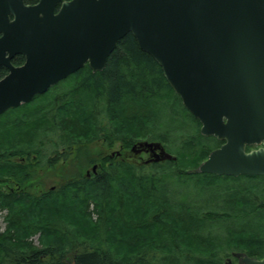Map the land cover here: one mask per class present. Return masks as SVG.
Listing matches in <instances>:
<instances>
[{"label":"trees","instance_id":"trees-1","mask_svg":"<svg viewBox=\"0 0 264 264\" xmlns=\"http://www.w3.org/2000/svg\"><path fill=\"white\" fill-rule=\"evenodd\" d=\"M23 61L19 55L11 63ZM6 73L0 67V79ZM8 113L14 116H0V156L24 161H0V179L18 187L31 183L33 166L62 163L70 170L75 162L95 163L86 150L97 141L123 150L159 142L175 160L105 158L89 176L68 170L66 177L63 167V183L39 197L1 195L0 264H225L236 252L263 256L264 176L187 174L222 142L199 133V122L130 33L101 71L84 65ZM177 175L195 176L191 185L202 188L206 202L175 198ZM36 233L43 240L39 248L31 242Z\"/></svg>","mask_w":264,"mask_h":264},{"label":"water","instance_id":"water-1","mask_svg":"<svg viewBox=\"0 0 264 264\" xmlns=\"http://www.w3.org/2000/svg\"><path fill=\"white\" fill-rule=\"evenodd\" d=\"M128 33L199 133L222 142L187 174L264 176V0H0V115L84 65L101 71ZM17 55L24 61L14 66ZM135 149L150 153L145 164L175 159L159 143ZM233 257L264 264V254Z\"/></svg>","mask_w":264,"mask_h":264},{"label":"rangeland","instance_id":"rangeland-1","mask_svg":"<svg viewBox=\"0 0 264 264\" xmlns=\"http://www.w3.org/2000/svg\"><path fill=\"white\" fill-rule=\"evenodd\" d=\"M12 116H14V113H7L5 114L4 119L8 117H12ZM96 150L98 152H96ZM129 150L130 148L127 150H123L119 144H114L111 149H106V148L101 147V143L97 141L96 146H89L86 150L91 155H93L95 163L91 165H87L85 164V161H83L84 162L83 164L79 163V165H77V162H75L74 166L72 165L73 167H71L70 170H69V164L62 165V163H59L56 165H49V166H40L39 168L33 166V168L30 170V173L33 175L31 183L22 182L20 184V187H18V189L14 191V194L21 193V194H28V196L32 198L39 197L40 195L50 190H56V188L63 183L64 177L65 176L69 177L67 176L69 175L68 170L70 171V173L73 172L75 173V175H78V176H84V175L89 176V174L91 173L90 168H92V166H96V169H97L102 164V162L105 161L104 160L105 158L106 159L107 158L116 159L117 157L114 155V153L116 154L117 152L118 153L119 152L129 153ZM168 152L171 153L170 150H168ZM83 153H85V150L83 151ZM142 158L146 159L145 156H142ZM16 161L23 163V161H21V159L19 158H17ZM131 162L136 163L134 160L133 161L131 160ZM63 167H65L67 170V173L65 176H63L62 174ZM1 174L2 173H0V176ZM5 176L6 175H4V178ZM176 181L180 185L175 186V188L173 189V195L175 196V198L180 197L182 201H190L193 204L195 203L196 205H202L204 202H206L207 195L205 192L201 191L202 188L191 185L193 182L197 181L195 176L185 175L184 177H180L177 175L175 176L174 182ZM4 184L8 185L9 187H12L13 183L10 184L8 180L1 181L0 179V191L1 192L6 191V189H4L5 188ZM89 211L92 214L91 219L95 223V221L97 220V215L92 205L89 207ZM5 217H6V212L4 210H0V232H2L5 229V223L3 220ZM84 227H85V224H84ZM109 234H110V231H109ZM41 241L43 240H42V236L40 239L39 233H36L33 237H31V242H32L33 247H37V248L41 247L40 245L43 244V242L42 244L39 243Z\"/></svg>","mask_w":264,"mask_h":264},{"label":"flooded vegetation","instance_id":"flooded-vegetation-1","mask_svg":"<svg viewBox=\"0 0 264 264\" xmlns=\"http://www.w3.org/2000/svg\"><path fill=\"white\" fill-rule=\"evenodd\" d=\"M17 56H19V55H17ZM13 59V58H12ZM3 68V67H2ZM5 69V68H4ZM6 70V69H5ZM6 72H7V70H6ZM51 88V87H50ZM47 92V91H46ZM45 92V93H46ZM45 93H43V94H45ZM43 94H41V95H43ZM36 97V96H35ZM33 100V99H32ZM31 100V101H32ZM30 101V102H31ZM30 102H28V103H26V104H29ZM23 105H25V104H23ZM21 106V105H20ZM19 106V107H20ZM19 107H17V108H19ZM14 109H16V108H14ZM10 110H13V109H9V110H7L6 112H4L3 114H1L0 116H3V115H5L6 113H8ZM136 150H138V149H135V151H130V153H122V152H119V153H114V155L115 156H117V158L118 157H130L131 158V160H134L135 162H137L139 159L141 160V158H142V156H145L146 157V159H148L149 157H150V153L149 152H141L140 154H138L137 153V151ZM1 153H7V154H9L10 152H8V151H1ZM12 157V156H11ZM8 158V157H2V156H0V161H8V162H12V163H16L17 161V158L16 159H13V158ZM19 159H21V158H19ZM21 161H24V159H21ZM32 161L33 162H37L36 160H35V157L34 158H32ZM17 163H21V162H17ZM4 183H6V182H4ZM4 189H6V191L4 192V191H0V196L1 195H7V194H14V191L16 190V189H18V184L15 182V183H13L12 184V187H9L8 185H6V184H4ZM235 262V263H234ZM233 262V260L231 261V264H236V262L237 261H234Z\"/></svg>","mask_w":264,"mask_h":264},{"label":"bare ground","instance_id":"bare-ground-1","mask_svg":"<svg viewBox=\"0 0 264 264\" xmlns=\"http://www.w3.org/2000/svg\"><path fill=\"white\" fill-rule=\"evenodd\" d=\"M117 157V156H116ZM91 169V168H90Z\"/></svg>","mask_w":264,"mask_h":264}]
</instances>
